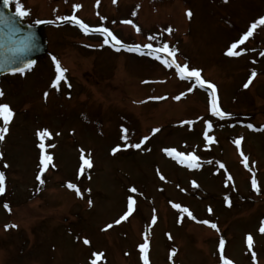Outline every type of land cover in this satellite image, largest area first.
Listing matches in <instances>:
<instances>
[{
	"label": "rangeland",
	"instance_id": "1",
	"mask_svg": "<svg viewBox=\"0 0 264 264\" xmlns=\"http://www.w3.org/2000/svg\"><path fill=\"white\" fill-rule=\"evenodd\" d=\"M20 2L30 23L73 15L96 28L110 19L114 35L139 45L141 53L113 56L108 45L100 46L101 37L59 20L65 22L59 28L43 29L48 56L33 73L0 81V103L17 114L0 143V169L6 167L8 178L0 193V264H91L93 252L102 254L97 264H144L139 244L145 240L148 264H222L221 255L232 264H264L259 230L264 221V26L238 45L234 51L245 49L239 56L226 55L227 47L264 14V0ZM75 4L81 7L74 9ZM149 43L175 47L178 63L200 69L202 78L216 86L219 106L228 115L211 121L204 93L177 81L148 55L143 46ZM166 54L158 53L161 59ZM53 56L66 69L57 87L51 86ZM253 70L256 76L243 87ZM181 92L185 95L173 99ZM205 120L213 137L207 147ZM153 128L159 131L153 134ZM44 129L51 133L43 141L52 147L45 148L52 161L39 173L41 184L35 179L41 141L34 133ZM144 136L149 139L139 149L131 146ZM164 148L193 152L200 167L178 164ZM81 149L91 163L83 170ZM253 175L258 191L251 186ZM69 182L81 196L67 187ZM129 195L134 210L115 224ZM5 225L16 227L6 230ZM84 238L90 243L85 245Z\"/></svg>",
	"mask_w": 264,
	"mask_h": 264
},
{
	"label": "snow or ice",
	"instance_id": "2",
	"mask_svg": "<svg viewBox=\"0 0 264 264\" xmlns=\"http://www.w3.org/2000/svg\"><path fill=\"white\" fill-rule=\"evenodd\" d=\"M12 2L15 3V12L13 14L14 16L23 18L29 14L28 11L23 7L20 0H12ZM98 2H99V0H97V3ZM113 2H115V0H113ZM225 2H227V0H225ZM9 3H10V0H3V4L5 7H7L9 5ZM80 7H81L80 4L73 5L74 9H78ZM133 14H135V13H133ZM186 15L190 18L192 16V12L190 10H188L186 12ZM57 20H66V21L71 22L74 25H78L80 30L86 35L91 34V33H98V34L102 35L103 36L102 44L108 45L111 42L112 46L117 51H119L121 48L126 49L128 51H132V52H138L141 50L139 45H127V44L123 43L108 28H106V27H96V28L89 27V25L84 23L82 20H80L76 16H69V17L57 16ZM36 23H42V21L37 20ZM48 23H51V21H48ZM125 23H131V21H125ZM0 24L11 25L10 31L13 33V35L19 31V29H17L15 27L14 22L11 20V18L4 17L3 13H0ZM259 26H264V14L260 15L256 19H254L250 23V25L247 27V30L243 31V33L241 35H239V38L236 39L233 43H231V45L229 47H227L226 55H228V56H239L241 54V52H243L245 49L240 48L239 51H234V50L237 49L238 45H243L245 43V41H247L250 37H252L254 34V30H256ZM137 31H139V29H137ZM24 40L25 41L31 40L30 34L25 36ZM143 47L149 50L147 53L148 55L153 56L157 60H160V62L165 67L175 68L176 75L180 79H182V80H193L194 79L195 84L198 85L199 88H201V89H204L205 85H207V89L209 90L208 91V110L210 111L212 116L223 118L226 115H228L227 113L222 111L220 106H219L216 86L213 83L208 82L202 78L200 69H197L194 67L189 68L187 62H185L183 65L178 63L176 61V59L174 58L175 54L177 52V49L175 47L169 48V45L167 43H164L162 48H154L153 45L150 43L145 44ZM26 49H27V44L24 42H20L17 46L11 47L9 49V51L13 54L11 57V62L10 63L0 62V68H3V69L10 71L12 73H20L21 75H23L25 70L31 69L35 63V61L31 60V59H18L17 54L23 53L24 51H26ZM160 52H165L168 54L169 57H173V58L171 60H168V59L161 60L160 56L158 55V53H160ZM261 55H264V53H261ZM17 61H18L19 66H12L13 64H16ZM52 63L55 65V77L51 81V86L57 87L60 84V82L65 79L64 73L66 72V69L61 67L60 62L57 60V58L55 56L52 57ZM255 76H256V72H255V70H253L251 75L248 78V82H246L243 85V87L247 88L249 86V83L252 81V79ZM69 87H70V85H69ZM186 91L191 92L192 88L189 87ZM47 95H48V93L45 92L44 93L45 98H47ZM183 95H185V93L181 92L179 95L173 97V99L179 100ZM0 96H3L2 91H0ZM150 99H163V97H150ZM13 115H14L13 110L10 108V106L7 103H0V119H2V121H3L2 126H0V141H3L5 139V135L9 130V122L12 119ZM182 123H184V122H182ZM186 123L191 125L193 122L187 121ZM204 124H205V130H204L203 135H204V140L206 142L205 146L207 147V145L209 143L213 142V137L208 135V130L212 127V125L207 120L204 121ZM248 127L252 128L253 126L251 124H249ZM151 131L153 134H155L156 132L159 131V129L153 128ZM58 134L59 133H57V135ZM36 135H37V137L40 138L41 141H43V139L45 137H50L51 133L47 129H44V130H38ZM121 139H126V137L122 136ZM148 139H149L148 136H144L140 139V141L138 143H135L131 146L139 149L141 147V145L144 144L145 141H147ZM234 143L237 145V148H239L240 140L237 139L234 141ZM48 146L51 147V145H48ZM127 146L128 145H125V147H127ZM38 147H39V172L36 175L35 179L37 181H39L41 184H43L44 181L41 179V175L39 173H43L46 170V168L48 167V165L52 161V156H51V154L46 153V151H45L46 145L43 142H41L38 145ZM119 147H120L119 145H117L116 147H113L111 149V152L116 153L118 151ZM163 151L168 156L176 159L178 163H180L182 165H187V167L189 169H196V168L200 167V165L198 163L200 158L198 156L194 155L193 152H188L187 155H185L184 152H178L174 148H164ZM81 160L83 161V164L81 165V170L84 169L85 165L87 167H91L90 160L85 159V157H84L83 149H81ZM244 161H245L244 166L247 168L248 167V164L246 162L247 157H244ZM208 163H212V161H208ZM217 163H219L220 168L224 167V165L222 163H220L219 161H217ZM253 164H255V162H253ZM157 175L160 176L161 180L165 179V177L163 175H161L159 172H157ZM228 179L230 180L231 177L229 176ZM192 185H193V187H198V185L196 184L195 181H192ZM251 186L254 190H257V191L259 190L257 180H256L254 175L251 179ZM67 187L70 189H75L77 196L82 195L76 184L69 182L67 184ZM130 190L132 192L137 191L134 187L131 188ZM4 191H5V175H4V173L0 172V193H3ZM182 191H183V189H182ZM225 202L226 203L228 202L227 197L225 198ZM135 203L136 202L133 199V197L129 195L127 197L126 211H124L123 214L120 215L119 218L114 221V223L119 224L121 221H124L127 217H129V215L134 210V204ZM89 205H91V201H89ZM3 207L6 210L11 211L8 203L5 202L3 204ZM172 207L175 209L181 210V212H183V213H187L189 217L195 219V217H192L191 212H189V210L186 207H182L178 203H173ZM208 211L211 212L212 209L209 207ZM152 221H153V223L156 221L155 214H153V216H152ZM201 222L204 224L209 223L208 220H204ZM111 226L112 225H107L106 227H111ZM9 227H16V225H5L6 230ZM211 227L216 228V224H214V223L211 224ZM259 230H260V232L264 233V221L261 222V227ZM83 243L85 245H87L90 243V241L87 238H84ZM247 243H248L249 247H251V245H252L251 235L247 236ZM224 244H225V241L223 239H220L219 246L221 249L224 247ZM147 248H148V241L147 240H145L143 243L139 244V249H140V252L142 254L141 259L143 260L144 264H148L147 257L145 255H143L146 252ZM101 255H102L101 253L93 252L92 256L95 257V259H92L91 264H97V260H99L101 258ZM220 260L222 261V264H232V262L225 259L223 255L220 256Z\"/></svg>",
	"mask_w": 264,
	"mask_h": 264
},
{
	"label": "water",
	"instance_id": "3",
	"mask_svg": "<svg viewBox=\"0 0 264 264\" xmlns=\"http://www.w3.org/2000/svg\"><path fill=\"white\" fill-rule=\"evenodd\" d=\"M0 13H3L4 17H9L14 22V25L18 32L14 35L10 31L11 25L0 24V62L10 63L12 53L9 49L13 46H17L20 42L27 44V49L23 53L17 54L18 59H31L34 60L36 56L42 54L45 51V42L41 36L42 26L31 28L23 25L17 16L11 15L8 12L7 7L4 6L3 0H0ZM31 36V40L25 41V36ZM12 66H19L18 61ZM7 70L0 68V73L6 72ZM10 72V71H8Z\"/></svg>",
	"mask_w": 264,
	"mask_h": 264
}]
</instances>
